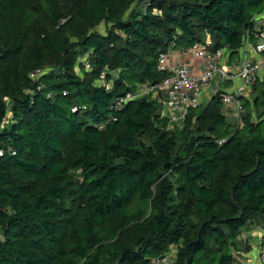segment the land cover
<instances>
[{
	"label": "trees",
	"instance_id": "trees-1",
	"mask_svg": "<svg viewBox=\"0 0 264 264\" xmlns=\"http://www.w3.org/2000/svg\"><path fill=\"white\" fill-rule=\"evenodd\" d=\"M262 30L264 0H0V264H150L173 245L170 264H241L264 224V82L241 126L219 93L182 127L159 95L121 99L166 76L170 46L233 56Z\"/></svg>",
	"mask_w": 264,
	"mask_h": 264
},
{
	"label": "built area",
	"instance_id": "built-area-1",
	"mask_svg": "<svg viewBox=\"0 0 264 264\" xmlns=\"http://www.w3.org/2000/svg\"><path fill=\"white\" fill-rule=\"evenodd\" d=\"M183 56L199 61L198 70L188 64L178 63ZM88 66L85 62V67ZM157 69L166 73L161 81L145 85L121 101L142 95H159L160 117L165 118L170 126L182 127L189 110L201 105L207 99L208 92L210 96L219 93L223 114L241 126L244 100L250 99L256 81L264 82V30L253 39L245 36L233 56L227 48L210 49L207 42L197 41L178 52L174 46H170L159 53ZM45 71L39 68L30 76L36 78ZM8 151L15 153L11 149ZM2 155L3 149H0ZM257 246L258 261L264 264V233ZM171 261L172 254L166 252L163 256L154 257L150 264H170Z\"/></svg>",
	"mask_w": 264,
	"mask_h": 264
},
{
	"label": "rangeland",
	"instance_id": "rangeland-1",
	"mask_svg": "<svg viewBox=\"0 0 264 264\" xmlns=\"http://www.w3.org/2000/svg\"><path fill=\"white\" fill-rule=\"evenodd\" d=\"M176 48L179 49V48H182V46L181 45H178ZM207 101L208 100L205 99L202 102V105H204ZM198 110H199V108L196 109V111H198ZM258 113H259L258 110L251 109L250 114H251V117L253 119H255V117L257 116ZM263 233H264V224H261V225H258V226H248L246 229H244L242 231L241 239L244 241L243 243L246 242L248 244V246H247V247H249L248 251L250 249L252 251V252L250 251L251 253L249 255L252 256V257H254L256 259V261L253 259V261H251V262H249V261H243L241 264H260V262L258 261V258H257V254H258V251H259V246H257V245L259 243V238H260V236ZM175 251H176V246L173 245L170 248L169 252L173 255ZM162 256H163V254H162ZM235 264H236V262H235Z\"/></svg>",
	"mask_w": 264,
	"mask_h": 264
},
{
	"label": "crops",
	"instance_id": "crops-1",
	"mask_svg": "<svg viewBox=\"0 0 264 264\" xmlns=\"http://www.w3.org/2000/svg\"><path fill=\"white\" fill-rule=\"evenodd\" d=\"M182 49H184V48H179V49L175 48V51L178 52V51H181ZM178 63L188 64V65L192 66L194 68V70H198L197 67L200 66L199 61H197L195 59H192V58H190L188 56L181 57L178 60ZM209 94H210V92L207 93V99H210L211 98V96ZM250 251H251V249L248 252L242 254V256H241L242 257L241 258L242 260H240V263H242L243 261H249V262H251V261H253V259L256 261V259L254 257H252V256L249 255L252 252V251L251 252Z\"/></svg>",
	"mask_w": 264,
	"mask_h": 264
}]
</instances>
